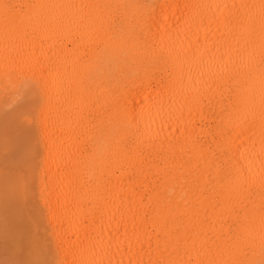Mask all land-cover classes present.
<instances>
[{"label":"bare ground","instance_id":"obj_1","mask_svg":"<svg viewBox=\"0 0 264 264\" xmlns=\"http://www.w3.org/2000/svg\"><path fill=\"white\" fill-rule=\"evenodd\" d=\"M1 167L26 264H264V0H0Z\"/></svg>","mask_w":264,"mask_h":264},{"label":"rangeland","instance_id":"obj_2","mask_svg":"<svg viewBox=\"0 0 264 264\" xmlns=\"http://www.w3.org/2000/svg\"><path fill=\"white\" fill-rule=\"evenodd\" d=\"M9 111H11L10 108H9V109L7 108V110L5 109V111H3V112L6 114V113H9ZM1 169H2V171H1ZM0 171H1V172H0V175L3 174V175H2L3 177H8V175H10V174L12 173V170H11L10 168H7V167H1V168H0ZM10 182H11V181H10ZM1 183L3 184V182L0 181V185L3 186ZM2 189H4V188H3V187H2V188L0 187V190H2ZM10 189H11V188H10ZM15 189H16V188H15ZM2 191L4 192L5 190H2ZM9 191H10V190H8L7 192H4V193H3V192H2V193L0 192V198H2V199H7V201H8L9 198L11 199L13 196L11 197L12 194H11V192H9ZM1 194H2V195H1ZM13 194H14V192H13ZM10 199H9V200H10ZM10 202H11V200H10ZM8 203H9V202H8ZM18 207H19V206H17V208H18ZM17 208H15V209H17ZM18 209H19V208H18ZM18 209H17V211H19ZM17 211L15 210V212H17ZM14 220H15V219H14ZM21 220H22V221H21ZM21 220L17 219V222H18V221L21 222V225H20L19 222H18L19 224H18V223L16 224V221L14 222V225L16 224L17 226L12 225L13 223L11 224V222H13V221H11V222L9 223V224H10L9 227L11 226L12 228H10V229L15 233L16 231L14 230V228H15V227H18L20 230H19L18 228H15V229L19 230L20 233H21V231H22L23 234H24L25 231H26L27 233H29L28 230H27L25 227H23V225H22L23 223L25 224V222H23L24 220H23L22 218H21ZM21 226H22V227H21ZM21 228H22V230H21ZM24 228H25V231H24ZM19 231H18V232H19ZM13 232H11V234L14 235ZM18 232H16V234H17ZM20 233H18V236H19ZM22 233H21V235H22ZM13 235H11L13 239L10 238V239L14 240L13 242H11L12 240H10V241H5V240H3V241H5V242H2V243H1V248H2V246H3L4 244H5V246H4L2 249H0V251L2 250V252H0V254L2 253V254H1V255H2V258H1V259H2V260L0 261V264H1V263H2V264H5V263L8 264V263H9V260L12 261V264H13L14 261H15V262H14L15 264H16V263L26 264V263H24L25 260H26V262L30 263V262H29L30 258H29V260H28V258H27V257H30V256H26V255H25L28 251L31 250V249H30V247H31V246H30V240H27V239L25 238V236H23V238H25V239L23 240V238H22L21 235H20L21 238H20V241H19L18 239L16 240L15 235H14V236H13ZM25 235H26V234H25ZM26 237H27V236H26ZM18 238H19V237H18ZM8 240H9V239H8ZM21 240H23L24 242H22ZM26 241H27V242H26ZM10 242H11V245H10V244L8 245L7 243H10ZM21 242H22V243H21ZM12 243H13V246H12ZM25 243H26V244H25ZM28 243H29V244H28ZM16 244L19 245V249H18V252H19V253L17 252V249H16V248H18V245H16ZM20 244H22V245H20ZM27 244H28V245H27ZM6 246H8V248L10 247V249H8ZM16 246H17V247H16ZM29 246H30V247H29ZM14 247H16V248H14ZM28 247H29V248H28ZM4 248H7V249H4ZM12 248H13V249H12ZM14 249H15V253L17 252V254L14 253V254H15L14 256L16 257V260H15V259L13 260V257H14L13 255H12V257H11V256H10L11 254H8V252L10 253V251H11V252H14V251H13ZM25 249L27 250V252H26ZM29 249H30V250H29ZM20 250H21V251H20ZM4 251H5V252H4ZM6 251H7V252H6ZM3 252H4V253H3ZM30 252H32V251H30ZM5 253H6V254H5ZM28 253H29V252H28ZM12 254H13V253H12ZM30 254H31V253H30ZM27 255H28V254H27ZM31 255H32V254H31ZM8 256H10V259H9ZM25 256H26L27 259L25 258ZM15 257H14V258H15ZM23 259H25V260L23 261ZM7 260H8V261H7ZM4 261H5V262H4ZM6 261H7V262H6Z\"/></svg>","mask_w":264,"mask_h":264}]
</instances>
